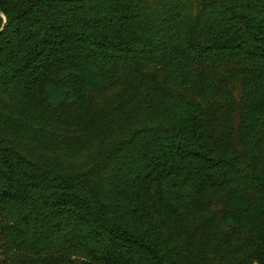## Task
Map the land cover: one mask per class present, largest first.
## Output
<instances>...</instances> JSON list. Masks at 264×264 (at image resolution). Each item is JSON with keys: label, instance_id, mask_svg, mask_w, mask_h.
Here are the masks:
<instances>
[{"label": "trees", "instance_id": "16d2710c", "mask_svg": "<svg viewBox=\"0 0 264 264\" xmlns=\"http://www.w3.org/2000/svg\"><path fill=\"white\" fill-rule=\"evenodd\" d=\"M127 71L167 137L78 164ZM0 264H264V0H0Z\"/></svg>", "mask_w": 264, "mask_h": 264}, {"label": "rangeland", "instance_id": "374dc122", "mask_svg": "<svg viewBox=\"0 0 264 264\" xmlns=\"http://www.w3.org/2000/svg\"><path fill=\"white\" fill-rule=\"evenodd\" d=\"M229 89L228 97L232 98V84ZM174 101L180 100L165 95L156 89L151 81L136 80L133 71H127L116 88L93 99L92 108L88 113L75 116L79 120L98 123V126L92 129L94 131H71V136L67 137L72 138L68 141L72 142L81 156L76 162H86L87 155L96 157L107 148L109 142L126 139L135 132L150 131L157 134L154 138H166L165 134H159L161 130L156 126L163 123L162 118L169 112L168 108L177 107ZM221 101H227V93L222 96ZM63 114L70 113L66 109ZM144 118L149 119L151 123L147 127L149 129L144 128Z\"/></svg>", "mask_w": 264, "mask_h": 264}]
</instances>
